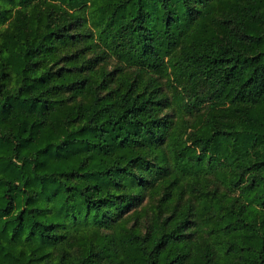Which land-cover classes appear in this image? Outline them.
Instances as JSON below:
<instances>
[{"label":"trees","instance_id":"trees-1","mask_svg":"<svg viewBox=\"0 0 264 264\" xmlns=\"http://www.w3.org/2000/svg\"><path fill=\"white\" fill-rule=\"evenodd\" d=\"M0 264H264V0H0Z\"/></svg>","mask_w":264,"mask_h":264}]
</instances>
